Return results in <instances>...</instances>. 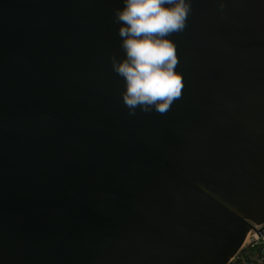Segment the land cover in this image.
<instances>
[{"label": "water", "instance_id": "water-1", "mask_svg": "<svg viewBox=\"0 0 264 264\" xmlns=\"http://www.w3.org/2000/svg\"><path fill=\"white\" fill-rule=\"evenodd\" d=\"M123 6L0 0V264H228L264 223V0H191L165 114L123 101Z\"/></svg>", "mask_w": 264, "mask_h": 264}, {"label": "clouds", "instance_id": "clouds-1", "mask_svg": "<svg viewBox=\"0 0 264 264\" xmlns=\"http://www.w3.org/2000/svg\"><path fill=\"white\" fill-rule=\"evenodd\" d=\"M191 0H124L114 13L125 56L112 57L113 70L124 79L123 101L130 114L137 108L161 114L180 97L182 76L168 39L186 26Z\"/></svg>", "mask_w": 264, "mask_h": 264}, {"label": "built area", "instance_id": "built-area-1", "mask_svg": "<svg viewBox=\"0 0 264 264\" xmlns=\"http://www.w3.org/2000/svg\"><path fill=\"white\" fill-rule=\"evenodd\" d=\"M253 224L243 245L228 264H264V233L260 235L256 230L262 228L264 223Z\"/></svg>", "mask_w": 264, "mask_h": 264}]
</instances>
